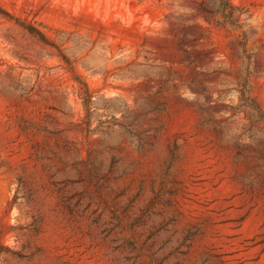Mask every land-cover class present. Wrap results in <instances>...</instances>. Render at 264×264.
I'll use <instances>...</instances> for the list:
<instances>
[{"label": "rangeland", "instance_id": "obj_1", "mask_svg": "<svg viewBox=\"0 0 264 264\" xmlns=\"http://www.w3.org/2000/svg\"><path fill=\"white\" fill-rule=\"evenodd\" d=\"M0 264H264V0H0Z\"/></svg>", "mask_w": 264, "mask_h": 264}]
</instances>
